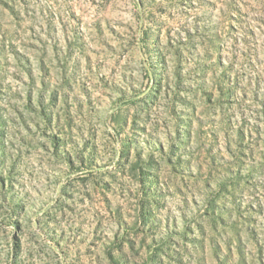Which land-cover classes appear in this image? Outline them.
Instances as JSON below:
<instances>
[{
	"label": "rangeland",
	"instance_id": "rangeland-1",
	"mask_svg": "<svg viewBox=\"0 0 264 264\" xmlns=\"http://www.w3.org/2000/svg\"><path fill=\"white\" fill-rule=\"evenodd\" d=\"M0 264H264V0H0Z\"/></svg>",
	"mask_w": 264,
	"mask_h": 264
}]
</instances>
